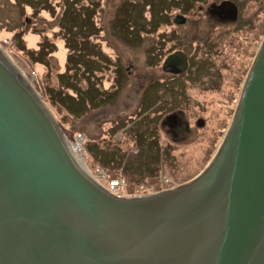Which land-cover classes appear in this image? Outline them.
<instances>
[{
	"label": "water",
	"instance_id": "95a60500",
	"mask_svg": "<svg viewBox=\"0 0 264 264\" xmlns=\"http://www.w3.org/2000/svg\"><path fill=\"white\" fill-rule=\"evenodd\" d=\"M23 73L0 45V264H264V40L206 169L148 195L93 180Z\"/></svg>",
	"mask_w": 264,
	"mask_h": 264
},
{
	"label": "rangeland",
	"instance_id": "374dc122",
	"mask_svg": "<svg viewBox=\"0 0 264 264\" xmlns=\"http://www.w3.org/2000/svg\"><path fill=\"white\" fill-rule=\"evenodd\" d=\"M92 1L98 2V7H95L96 13L92 9V18L94 17L93 22L95 21V27L99 28V33H95L89 37L87 45L91 43L94 45L96 43L95 48H98L99 54L111 55L110 58H112V61L109 60L110 62L108 63L102 62L98 72L95 74L79 75L80 61L76 60L79 57L72 55L73 61L72 59L70 60L72 52L70 53L68 48L69 44H67L69 42L67 40L68 35L71 34L69 35L70 39L74 38L78 43H84V39L78 31H76V34H73L64 25V14H66V8L69 5L66 0H0V45L20 69L24 71L25 76L30 79L33 87L38 91L40 97L44 100L59 124L65 139L71 141L73 138H78L82 139L83 145L84 143L88 144L89 152L87 154L85 153L86 155L84 154V164L92 176L98 178L99 173L92 166L91 161L93 159L91 157L94 154L99 155L100 153L103 156L105 152L100 151L93 144V141L99 131L103 133L101 139L107 141L104 134H106V130L110 126V121H118L126 118L129 111L134 112L139 106L137 103V93H133V90H135L133 86H141L144 83L143 79H154L160 74L159 69L161 68V64L158 60L161 57L157 55L158 36L162 30L173 28L171 25L166 27L164 24L161 25L159 23L165 19L167 20L170 16L173 17L171 22H174L175 16L179 15V10L177 9V2L174 0H89V2ZM186 1L188 2V0ZM251 1L248 3L249 8H252L251 12L246 9V19L249 16L250 19L248 21L246 20V22L248 23L252 20L254 8L258 5L261 10V13H259L260 24L257 25L256 23V26L259 30H246L245 27L241 26L233 29L231 27L232 25L222 23L219 19V24L217 25L213 17V20L210 19L211 22L209 20L207 21V17H210V14L205 12V8L210 0H199L194 4L192 9L182 14L185 22H188V24L192 20L197 22L196 19L201 21L199 26L192 27V36L196 32L194 29H197L204 38L203 42H207L211 38L215 42L221 39L220 43L214 47L216 49L214 62L219 67L223 63L228 64V66L221 68L223 82H221L220 88L211 89V94H207L206 96L207 99L209 97V99L213 100L212 103L207 104V107H204L202 104L207 102L204 94H200V91H203L201 89L203 87L202 84H197L196 89L188 88V92L191 93L192 97L191 105L189 106L190 112L188 113L198 118L206 117L208 121H211L210 129L211 133L215 132L214 134L218 133V128L226 122L229 124L233 122L229 121L231 117L228 115V109L223 105L226 101L223 99L224 94L221 97V89H227L226 91H229L228 94H230L231 89L235 88L236 80L241 73L244 74V80L246 82L253 66L255 48L258 51L264 40V0ZM80 3H77V9ZM82 3L86 4L87 1L83 0ZM199 5H202L203 8H200ZM81 18L85 19V16ZM184 25H179L181 32L188 31V29L186 30L187 25ZM253 28L255 29V25ZM255 32H257L256 43L254 42L255 46L247 50L249 42L246 41H251L256 34ZM208 36L210 38L207 39ZM195 43L198 44L196 46V52ZM201 45L202 40L200 44L198 40H192V53H195V60L196 62L202 61L204 64V61H208L209 58H205L207 57L206 54L202 57V53H206L207 50L206 48L203 49ZM244 45H246V53L237 54L238 49L241 50ZM147 48H149V51H152L151 48L155 51L154 65L148 67L145 63V56L147 55L145 50ZM180 48H183V46ZM188 49L190 50L191 46H188ZM117 55L121 56L124 72V67L130 65L132 66V70H134V78L131 81L134 103L132 105L130 104L132 98L128 100L125 98L124 90H122V93L114 102L105 105H102L104 103L100 99L91 100L83 98L84 108L88 103H90L91 107H87L85 115L82 117L76 110H73L75 109L74 106H72L73 109L71 108L72 104H76V108L78 109L80 104V101H78L79 97L75 94L76 92L74 90L71 91L72 89H68V86L64 82L69 80L72 87L73 85L74 87L76 86L75 90H77L79 86L78 82L86 86V82L89 80L94 81V76L99 86L102 88L108 87L110 79L113 76L111 71L112 67L109 65H114L113 60H115ZM92 59L93 57H91ZM240 64H242L241 71H239ZM83 77H85L86 82L82 80ZM229 79L234 80L232 85L226 81H229ZM104 93H107V91H104ZM65 94H69L70 97H64ZM72 101L74 102L72 103ZM127 104H129L128 107L130 108L127 107ZM220 122H222V125L219 124ZM119 128L111 136L112 144L117 145L120 143L117 134L120 135V131L123 132L126 129L124 125ZM205 139L197 140L191 143V145H188L189 147L181 146L177 148L180 151H187V156L181 158V164L185 166L186 170L176 175L177 178H182L181 181L184 184L190 182L199 173L204 171L214 157L212 154L205 156L207 153H210L209 150L213 146L212 140L209 143ZM220 141L217 144L220 145ZM99 143L101 144L102 140ZM121 144L125 148V143L123 142ZM206 151L208 152L203 154ZM80 159L83 161L82 157ZM165 174L169 173L165 172ZM114 175L119 174L116 170H111L107 177H114ZM188 178L191 179L187 181ZM99 180L104 186L107 184L101 177H99ZM124 186L120 189L124 195H130L132 192L137 191L133 190L131 192L126 184Z\"/></svg>",
	"mask_w": 264,
	"mask_h": 264
},
{
	"label": "flooded vegetation",
	"instance_id": "af4514ba",
	"mask_svg": "<svg viewBox=\"0 0 264 264\" xmlns=\"http://www.w3.org/2000/svg\"><path fill=\"white\" fill-rule=\"evenodd\" d=\"M66 1L68 3V0ZM82 1L83 0H79L77 2H81L78 6L79 8L84 9V7H91L96 11L95 7H98V2H89V0H86L87 3L84 4ZM174 1L177 2L179 15L175 16V20H173L174 22H171L173 17L170 16L167 20L165 19L159 23L161 25L164 24L166 27H169L170 25L173 26L171 29L162 30L158 36L157 55L161 57L158 60L161 64V68L159 69L160 74L154 79H143L144 83H142L141 86L134 85L133 89L135 88V90H133V93H137V103L139 106L134 112L129 111L126 118L118 121H110V126L106 130V134H104L107 141L101 139L103 133L100 131L97 133L98 135L93 141V144H95L100 151L105 152V155L103 156L100 153V157L95 154L93 157L90 156L93 159L91 164L99 173V177H101L102 180L104 179L106 183L107 180L111 178L122 180L121 186L119 187L120 189L126 184L131 192L137 190L136 192H132L130 194L131 196L148 195L155 193V191L159 192L175 189L184 185V182L181 181L182 178H177L176 175L185 172L186 170L185 166L181 164V158L187 156V151H180L177 150V148L181 146L189 147L188 145H191V143L206 138L205 140L209 143L211 140L213 141V146L209 150L210 153H207L208 151H206L203 154L207 153L205 156L211 154L214 156L228 134L229 127L232 123L229 124L226 122L222 125V122H220L219 124L222 126L218 128V133L214 134L215 132L211 133L210 129L211 121H208L206 117L198 118L195 115L188 113L190 112L189 106L192 101L191 93L188 92V88L196 89L197 84H202L203 87H206L204 89L203 87L201 88L203 91H200V94H204L207 102L202 104L204 107H207V104H210V102L212 103L213 100L209 99V97L207 99L206 96L207 94H211V89L220 88L221 82H223L221 68L223 66H228V64L223 63L221 64V67H219L214 62V56L216 54V49L214 47L216 44L220 43L221 39H219L218 42H215L213 38H211L210 40H207V42H203L204 38L197 29H194L196 32L194 33V36H192V27L199 26L201 21L196 19L197 22L192 20V22H189L188 24L183 18L182 14H185L187 13V10L192 9L194 4L199 0H188V2L186 0ZM253 1L254 0L251 2ZM249 2L250 0H245V2H243V0H210L205 8V12L210 14V17H207V21L209 20V22H211L213 17L214 20H216V23H214L217 25L219 24V19L222 23L232 25L231 27H233V29H237L241 26L245 27L246 30H259L256 26V23L257 25L260 24L259 13H261V10L258 5L255 7L256 9L254 8L252 20L248 23L246 22V20L248 21V19H250V16L246 19V9L250 12L252 9L248 6ZM199 6L200 8H203L202 5ZM180 24H185L184 26L187 25L186 30L188 29V31L181 32L179 30ZM254 25L255 29L253 28ZM95 29L96 27L93 30L88 28L86 33L83 32L80 36L89 35L91 31H93L91 34L92 36L95 34ZM255 33L256 34L252 39L254 41H246L249 42L247 50H250L255 46L257 32ZM208 38L210 37L208 36L207 39ZM192 40H198L199 44L202 40L201 46H203V49L206 48L207 50L206 53H202V57L206 54L207 57L205 58H209L208 61H204V64L202 61L196 62L195 53H192ZM95 44L93 45L91 43L86 45L84 49L81 50L79 56L80 68L78 70L79 75L81 74V76H84L85 74H95L98 72L102 62L108 63L112 61V58H110L111 55L106 56L101 53L99 54L98 48H95ZM181 46H183V48H180ZM188 46H191L190 50L188 49ZM196 46H198L197 43H195V52L197 48ZM151 50L152 51H149V48L145 50L147 53L145 56L147 67L154 65L155 51H153L152 48ZM244 52L246 53V45L242 46L241 50L238 49L236 53L244 54ZM257 52V48H255V58ZM177 53L179 55H176ZM181 53L187 57V67L183 69ZM91 57H93L92 60ZM113 61L114 65H109L112 67V69L111 67L110 69L113 76L110 79L108 87L102 88L99 86V84L96 83L97 80L95 81L94 76V81L89 80L86 82L85 77L82 78V80L86 82V86L78 82L79 86L76 91V95L79 97L78 101H80L78 114H81L82 117L85 115L87 107H91L90 103H88L84 108V103L82 101L83 98L91 100L100 99V101L104 103L102 105H105L114 102L115 99L120 96L122 90H124L125 98L127 100L133 97L131 81L132 78H134V70H132V66L124 67V72L121 56L117 55ZM241 70L242 64L239 66V71ZM244 77V74L241 73L236 80L235 88L231 89L230 94H228L229 91H226L227 89H221L220 91V94H222L221 97L224 94L223 99L226 101L223 105L228 109V115L231 117L229 121H233L235 112L239 106L245 84ZM226 81L230 82L231 85L234 83V80L229 79V81ZM231 85H229V87H231ZM104 91H107V93H104ZM105 101L107 102L105 103ZM133 101L134 98H132L130 102L131 105L134 103ZM128 106L129 104H127V107ZM123 125L126 128L125 131H120V135L117 134L120 143L117 145L112 144L111 136L120 129L119 127H123ZM98 140H102V143L100 144ZM219 141L221 143L220 145L217 144ZM123 142L125 143V148L122 147L121 143ZM84 149L87 154L89 152L87 143H84ZM111 170H116L119 175L107 177ZM165 172H168L169 174H165ZM102 173H105V177L100 175ZM99 177H95L96 181L104 187L99 180ZM190 179L191 178H188L187 181Z\"/></svg>",
	"mask_w": 264,
	"mask_h": 264
},
{
	"label": "trees",
	"instance_id": "16d2710c",
	"mask_svg": "<svg viewBox=\"0 0 264 264\" xmlns=\"http://www.w3.org/2000/svg\"><path fill=\"white\" fill-rule=\"evenodd\" d=\"M78 1L79 0H74V1L68 0L69 5L66 8V10H67L66 14H64V19H65L64 25H66L67 29L73 34L74 33L76 34V31H78V33H80V34L83 32L86 33L88 28H90L92 30L95 28V25H94L95 21L93 22V18H92V16H93L92 8L91 7H89V8L84 7V9H82V8L77 9V7H76L77 4H74V3L78 2ZM95 13H96V11H95ZM84 16H85V19L84 18L82 19L81 17H84ZM98 30H99V28H96L94 30V33H99ZM92 32L93 31H91V33L89 35L83 36L84 37V40H83L84 43H82V42L78 43L74 38L70 39L69 35H71V34L68 35L67 40H69V42H67V44H69L68 48L70 50V53L72 52V54L70 55V60L73 58L72 55H76V57L80 56L81 50L84 49V47L88 44L89 37H91ZM76 60H79V59H76ZM72 61H73V59H72ZM77 70H78V68H77ZM64 83L67 84L68 89H72L75 92L77 91V90H75L76 86L74 87V85H73V87H72V85L69 83V80L65 81ZM76 85H77V81H76ZM64 97H70V95L65 94ZM73 102L74 101H72V103ZM72 106H74L75 109H73ZM71 108L73 110H76V112L78 113V109L76 108V104H72Z\"/></svg>",
	"mask_w": 264,
	"mask_h": 264
},
{
	"label": "built area",
	"instance_id": "2783aa9c",
	"mask_svg": "<svg viewBox=\"0 0 264 264\" xmlns=\"http://www.w3.org/2000/svg\"><path fill=\"white\" fill-rule=\"evenodd\" d=\"M69 145H70V149L73 151V153L75 154V156L79 157V158H83L84 161V154H85V149H84V145L82 143V139H78L75 138V140L73 139L72 141H68ZM78 154V155H77ZM102 177H105V173L100 174ZM122 180L118 179V178H111L109 180H107V184L103 187L105 188L108 192L111 193H115V194H119V195H124L121 191H120V186H121Z\"/></svg>",
	"mask_w": 264,
	"mask_h": 264
},
{
	"label": "bare ground",
	"instance_id": "6f19581e",
	"mask_svg": "<svg viewBox=\"0 0 264 264\" xmlns=\"http://www.w3.org/2000/svg\"><path fill=\"white\" fill-rule=\"evenodd\" d=\"M23 75L25 76V74L23 73ZM26 77V76H25ZM27 78V77H26ZM35 88V87H34ZM65 139V138H64ZM74 140H75V138H73ZM72 139V140H73ZM71 140V141H72ZM65 145L69 148L70 147V145H69V142L67 141V140H65ZM70 149V148H69ZM216 155V154H215ZM214 155V156H215ZM75 156V155H74ZM75 159H76V161H77V163L92 177V179L94 180H96V178L95 177H93L92 176V174H91V172H89V170H88V168L85 166V164H84V161H82L79 157H77V156H75Z\"/></svg>",
	"mask_w": 264,
	"mask_h": 264
},
{
	"label": "crops",
	"instance_id": "0c3cea01",
	"mask_svg": "<svg viewBox=\"0 0 264 264\" xmlns=\"http://www.w3.org/2000/svg\"><path fill=\"white\" fill-rule=\"evenodd\" d=\"M66 84V83H65ZM67 85V84H66ZM71 91H73V90H71ZM76 94V93H75Z\"/></svg>",
	"mask_w": 264,
	"mask_h": 264
}]
</instances>
